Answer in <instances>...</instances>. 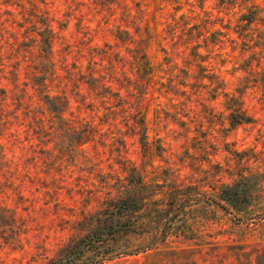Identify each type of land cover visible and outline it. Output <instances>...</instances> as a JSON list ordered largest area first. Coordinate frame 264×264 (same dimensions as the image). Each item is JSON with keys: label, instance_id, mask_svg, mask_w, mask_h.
Listing matches in <instances>:
<instances>
[{"label": "rangeland", "instance_id": "obj_1", "mask_svg": "<svg viewBox=\"0 0 264 264\" xmlns=\"http://www.w3.org/2000/svg\"><path fill=\"white\" fill-rule=\"evenodd\" d=\"M0 264H264V0H0Z\"/></svg>", "mask_w": 264, "mask_h": 264}, {"label": "trees", "instance_id": "obj_2", "mask_svg": "<svg viewBox=\"0 0 264 264\" xmlns=\"http://www.w3.org/2000/svg\"><path fill=\"white\" fill-rule=\"evenodd\" d=\"M48 44L51 45V39L50 36L47 39ZM143 57V56H142ZM143 63V61H142ZM104 83H102V81H98L97 86L98 87H104ZM64 111V109H62V112ZM59 118H62V115L59 116ZM139 122H141L143 124V119L140 118ZM92 130V127H91ZM70 150L73 152L76 151H83L80 147L82 146V139H79L78 141L72 142V144L70 145ZM79 149V150H78ZM143 187H146L145 185H143L142 183H140L139 185V189L142 190V196L138 197V199H136V201L138 202V200H143L145 198H147V195L145 197H143ZM227 191V192H226ZM230 189H224V192H226L227 194L224 195V197L226 198H231L230 196ZM229 194V195H228ZM132 199V195L129 194L127 197L124 196L121 199H118L117 201H114L113 199H108L105 203H106V207L99 210L95 215H92L90 217V219L95 220L94 222L97 223H103L106 226H109L110 230L109 232H113L114 234L118 233L119 230H121V228L124 229H130L131 225H132V220L131 219H135L137 218V212L139 211V207L137 206L138 203H136L135 200H131ZM131 201V203H130ZM137 206L138 210L135 209V207ZM143 206V204H142ZM170 214V213H169ZM122 219H126L125 221H122ZM131 222V223H130Z\"/></svg>", "mask_w": 264, "mask_h": 264}]
</instances>
